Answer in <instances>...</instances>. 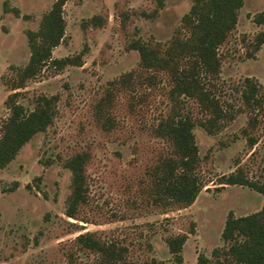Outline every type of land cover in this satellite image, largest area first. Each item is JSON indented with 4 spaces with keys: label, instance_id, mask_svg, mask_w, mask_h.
I'll use <instances>...</instances> for the list:
<instances>
[{
    "label": "rangeland",
    "instance_id": "rangeland-1",
    "mask_svg": "<svg viewBox=\"0 0 264 264\" xmlns=\"http://www.w3.org/2000/svg\"><path fill=\"white\" fill-rule=\"evenodd\" d=\"M54 1L0 0V127L9 114L5 101L10 94L19 93L17 101L27 110L39 96L57 97L52 124L0 170V264H67L70 254L77 264H95L96 257L79 252L74 243L85 232L124 241L130 264H176L166 239L181 234L187 235L181 264H196L199 255L214 260L212 251L224 246L221 233L228 213L250 215L263 203V197L247 187L217 188L237 163L249 178H264V104L253 114L233 90L248 77L262 85L264 93V45L253 58L246 56L251 51L248 42L261 30L253 19L264 14V0L243 1L236 28L219 50L220 83L226 102L234 107V120L216 136L199 127L193 130L198 174L206 187L190 206L166 212L148 205L142 192L146 170L166 147L150 134L159 116L168 112L165 97L151 95L133 112L128 96L118 97L112 109L116 127L109 132L97 125L94 106L109 82L137 67L139 55L128 49L130 43L168 41L191 0H166L156 17L154 0H66L64 42L51 55H80L81 66L47 65L22 88L12 90L17 70L30 57L26 32L38 31ZM254 115L256 124L251 126ZM248 137L257 141L253 148ZM84 151L90 154L89 202L79 219L86 223L63 214L71 192L65 162Z\"/></svg>",
    "mask_w": 264,
    "mask_h": 264
},
{
    "label": "trees",
    "instance_id": "trees-1",
    "mask_svg": "<svg viewBox=\"0 0 264 264\" xmlns=\"http://www.w3.org/2000/svg\"><path fill=\"white\" fill-rule=\"evenodd\" d=\"M243 1L191 0L189 11L182 16L168 41L151 39L130 43L128 49L139 55L137 67L109 82L94 106L97 125L109 132L116 127L112 109L118 97L128 96L131 112L147 103L148 97L156 93L167 100V114L159 116L157 123L150 128V134L166 147L155 156L146 170L147 181L142 182L147 204L162 208L163 212L190 206L206 187L198 174L200 157L193 130L199 127L207 135L216 136L234 120V107L226 102L220 83L222 56L219 50L236 28ZM65 2L55 0L42 16L38 31L26 32L30 57L26 66L17 70L12 90L22 88L27 80L37 77L47 65L55 69L68 65L81 66L80 55L62 59H53L51 55L52 50L64 42L62 7ZM154 2L156 8L152 17L164 8L166 0ZM12 11L18 16V10ZM253 22L261 30L248 42L251 50L246 54L248 59L253 58L254 53L264 45V14H257ZM233 90L239 94L244 108L253 114L262 109L263 87L256 80L247 77ZM18 97L19 93L15 92L5 101L9 114L0 127V170L34 135L45 132L57 113L55 96L37 97L32 110L19 104ZM256 120L254 115L250 125H255ZM243 132L246 133L245 130ZM247 140L251 148L256 145L257 141L252 137ZM89 161L90 154L84 151L65 162L66 169L71 173V192L63 214L79 222H84L79 219V213L89 202L86 174ZM218 186L217 189L247 187L260 194L263 203L260 210L250 215L235 217L229 212L221 233L224 246L212 251L214 260L199 255L196 264H264V178H249L237 163L234 172L219 179ZM186 240L187 235L183 234L166 239L176 264L183 261L181 254ZM74 243L79 252L94 255L95 264H130V248L124 241L104 240L95 232H85L77 235ZM145 247L152 251L149 243ZM67 264H77L74 255H69Z\"/></svg>",
    "mask_w": 264,
    "mask_h": 264
}]
</instances>
